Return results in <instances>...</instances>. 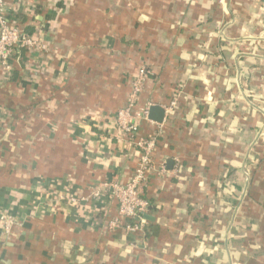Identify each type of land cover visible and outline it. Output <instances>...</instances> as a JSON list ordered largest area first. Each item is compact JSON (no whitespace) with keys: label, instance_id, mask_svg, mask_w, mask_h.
Returning <instances> with one entry per match:
<instances>
[{"label":"crops","instance_id":"obj_1","mask_svg":"<svg viewBox=\"0 0 264 264\" xmlns=\"http://www.w3.org/2000/svg\"><path fill=\"white\" fill-rule=\"evenodd\" d=\"M3 3L43 49L0 73V264H264V0ZM141 69L133 112L164 116L137 121L156 145L134 233L84 198L138 163L115 116Z\"/></svg>","mask_w":264,"mask_h":264},{"label":"built area","instance_id":"obj_2","mask_svg":"<svg viewBox=\"0 0 264 264\" xmlns=\"http://www.w3.org/2000/svg\"><path fill=\"white\" fill-rule=\"evenodd\" d=\"M15 23L7 19L3 0H0V73L4 78L12 75L11 62L17 53V48L25 50L43 49L32 36L24 35L14 27ZM147 71L141 69L138 76L132 83V92L129 96V102L125 108L119 110L115 116L116 124L120 132L132 140L137 152L138 163L133 171L131 178L125 183L103 182L97 184L91 189L88 197L84 198L85 202L97 199L104 193L117 203L118 219L108 223V229L120 228V219L129 220V223L123 225L126 232L144 231L146 221L144 219L145 212L149 207L148 201L144 198V188L149 179V172L153 170V162L151 153L156 145V137L149 139L137 138L138 120H145L148 116L150 106H146L138 111L133 112L134 102L140 93ZM173 106L174 103H171ZM161 173L164 167L160 166ZM0 245L4 239L10 235V231L15 223L9 216L0 218ZM2 231V232H1Z\"/></svg>","mask_w":264,"mask_h":264},{"label":"water","instance_id":"obj_3","mask_svg":"<svg viewBox=\"0 0 264 264\" xmlns=\"http://www.w3.org/2000/svg\"><path fill=\"white\" fill-rule=\"evenodd\" d=\"M164 113L158 107H150L148 111V119L160 122L163 119Z\"/></svg>","mask_w":264,"mask_h":264},{"label":"trees","instance_id":"obj_4","mask_svg":"<svg viewBox=\"0 0 264 264\" xmlns=\"http://www.w3.org/2000/svg\"><path fill=\"white\" fill-rule=\"evenodd\" d=\"M6 17H7V16H6ZM13 26L16 27V28L19 30L20 33L24 34L23 31L20 30V24H18V25L15 24V25H13ZM24 35L31 36V34H24ZM23 51H25V49H23V48H17L18 55H20L21 52H23Z\"/></svg>","mask_w":264,"mask_h":264}]
</instances>
